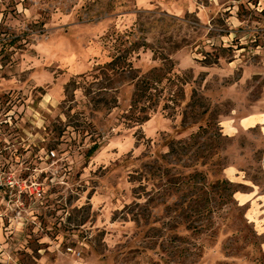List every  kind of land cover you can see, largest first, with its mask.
I'll return each instance as SVG.
<instances>
[{"label": "rangeland", "instance_id": "obj_1", "mask_svg": "<svg viewBox=\"0 0 264 264\" xmlns=\"http://www.w3.org/2000/svg\"><path fill=\"white\" fill-rule=\"evenodd\" d=\"M252 112L264 0L0 1V264H264Z\"/></svg>", "mask_w": 264, "mask_h": 264}, {"label": "crops", "instance_id": "obj_2", "mask_svg": "<svg viewBox=\"0 0 264 264\" xmlns=\"http://www.w3.org/2000/svg\"><path fill=\"white\" fill-rule=\"evenodd\" d=\"M258 126L260 129L264 130V117L258 113H245L238 118V121L233 124L232 120L225 121L222 127L225 133L232 135L238 131V129L249 130L253 127ZM264 132V131H262ZM229 172L230 174L238 173L237 169L233 166H228L225 168L224 172ZM243 200L247 201L248 196L246 194H241ZM37 264H97L89 260H82L80 257H76V254L67 253L64 251H56L52 258L47 259L46 255L41 256L37 260Z\"/></svg>", "mask_w": 264, "mask_h": 264}, {"label": "trees", "instance_id": "obj_3", "mask_svg": "<svg viewBox=\"0 0 264 264\" xmlns=\"http://www.w3.org/2000/svg\"><path fill=\"white\" fill-rule=\"evenodd\" d=\"M97 149H98V146H97V144L95 143V145L91 146L90 149L87 151L86 156H87V157L92 156V155L95 153V151H96Z\"/></svg>", "mask_w": 264, "mask_h": 264}, {"label": "built area", "instance_id": "obj_4", "mask_svg": "<svg viewBox=\"0 0 264 264\" xmlns=\"http://www.w3.org/2000/svg\"><path fill=\"white\" fill-rule=\"evenodd\" d=\"M0 1H3V0H0Z\"/></svg>", "mask_w": 264, "mask_h": 264}]
</instances>
